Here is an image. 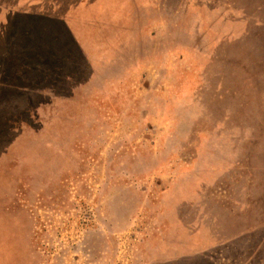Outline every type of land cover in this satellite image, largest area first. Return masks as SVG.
<instances>
[{
	"label": "rangeland",
	"instance_id": "rangeland-1",
	"mask_svg": "<svg viewBox=\"0 0 264 264\" xmlns=\"http://www.w3.org/2000/svg\"><path fill=\"white\" fill-rule=\"evenodd\" d=\"M0 264H264V0H0Z\"/></svg>",
	"mask_w": 264,
	"mask_h": 264
},
{
	"label": "crops",
	"instance_id": "crops-1",
	"mask_svg": "<svg viewBox=\"0 0 264 264\" xmlns=\"http://www.w3.org/2000/svg\"><path fill=\"white\" fill-rule=\"evenodd\" d=\"M37 33H38V35H36V33H33V34L29 35V36L24 34V36H22L21 38H22V40H44L43 38L40 37V33L39 32H37ZM46 40H57V36L55 34L54 35L51 34L50 38H48Z\"/></svg>",
	"mask_w": 264,
	"mask_h": 264
}]
</instances>
